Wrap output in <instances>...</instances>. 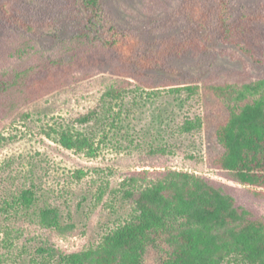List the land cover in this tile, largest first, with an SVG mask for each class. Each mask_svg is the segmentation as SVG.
I'll return each instance as SVG.
<instances>
[{
    "label": "rangeland",
    "instance_id": "obj_1",
    "mask_svg": "<svg viewBox=\"0 0 264 264\" xmlns=\"http://www.w3.org/2000/svg\"><path fill=\"white\" fill-rule=\"evenodd\" d=\"M182 1L100 3L104 18L139 38L143 54H155L165 50L169 38L180 41L193 30L185 16L177 15ZM199 1H208L216 10L215 0ZM14 5L35 25L29 39L38 51L31 48L17 57L20 52L10 51H22L25 36L0 30V72L41 56H57L83 27L95 28L90 20H83L86 13L80 0H17ZM229 11L233 19L264 17V0H230ZM261 28L264 32V23ZM263 76L264 40L251 49L234 43L210 44L207 51L167 57L164 69L149 70L137 80L127 78L132 83L118 98L106 96L105 91L114 78L125 77L103 67L22 107L0 128V264H35L42 260L39 249L50 246L68 251L97 246L107 232L131 216L123 192L126 176L135 170L171 168L206 176L233 188L242 205L264 215V199L210 164V158L221 151L212 127L185 129L186 122L206 116L214 103L202 89L190 93L185 86ZM146 82L153 87H146ZM67 131L88 138L90 147L84 151L64 147L60 135ZM26 189L36 192L37 207L59 208L62 220L76 225L75 233L59 238L39 226L35 208L18 203ZM47 264L58 261L49 259ZM223 264L247 263L232 256Z\"/></svg>",
    "mask_w": 264,
    "mask_h": 264
},
{
    "label": "trees",
    "instance_id": "obj_2",
    "mask_svg": "<svg viewBox=\"0 0 264 264\" xmlns=\"http://www.w3.org/2000/svg\"><path fill=\"white\" fill-rule=\"evenodd\" d=\"M16 1L0 2V30L25 36L23 50L10 51L24 57L31 48L38 51L29 39L35 25L14 5ZM215 3L216 10L208 1L183 0L177 15L185 16L193 30L183 40L169 38L164 51L143 54L139 38L104 18L100 0H80L86 13L83 20H90L95 28L83 27L57 56H41L0 72V128L4 120L16 118L22 107L92 76L96 69L109 67L112 74L125 77L114 78L106 88V96L118 98L132 83L127 78L137 80L149 70L164 69L169 56L207 51L210 44L259 47L264 40V17L233 19L230 0ZM144 85L153 87L149 82ZM185 89L190 93L202 89L214 101L206 116L185 126L187 131L212 127L211 134L221 147L210 158L212 167L264 199V76L245 82L207 81ZM88 119L89 115L84 117ZM60 142L76 151L90 147L88 138L69 131L61 133ZM125 183L123 198L132 207L129 219L107 232L95 247L74 251L58 246L40 248L42 260L35 264H47L49 259L58 264H223L232 256L247 264H264V215L242 205L233 188L171 168L135 170ZM36 201L32 189L23 190L18 198L23 207L35 208L38 225L52 236L67 238L75 233L76 225L64 222L59 208L50 204L37 207Z\"/></svg>",
    "mask_w": 264,
    "mask_h": 264
}]
</instances>
